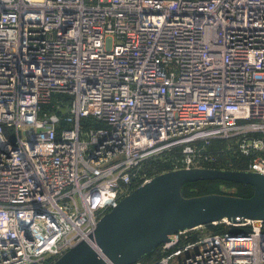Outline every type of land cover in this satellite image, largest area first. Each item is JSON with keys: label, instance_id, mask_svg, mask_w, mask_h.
<instances>
[{"label": "built area", "instance_id": "2783aa9c", "mask_svg": "<svg viewBox=\"0 0 264 264\" xmlns=\"http://www.w3.org/2000/svg\"><path fill=\"white\" fill-rule=\"evenodd\" d=\"M235 138L264 175V0H0V264L82 241L105 258V215ZM155 254L135 264H264V221L179 231Z\"/></svg>", "mask_w": 264, "mask_h": 264}, {"label": "water", "instance_id": "95a60500", "mask_svg": "<svg viewBox=\"0 0 264 264\" xmlns=\"http://www.w3.org/2000/svg\"><path fill=\"white\" fill-rule=\"evenodd\" d=\"M207 181L251 186L253 195H182L185 184ZM224 219L264 221V175L210 168L165 173L136 189L100 220L90 239L105 258L82 241L55 264H135L176 232Z\"/></svg>", "mask_w": 264, "mask_h": 264}, {"label": "rangeland", "instance_id": "374dc122", "mask_svg": "<svg viewBox=\"0 0 264 264\" xmlns=\"http://www.w3.org/2000/svg\"><path fill=\"white\" fill-rule=\"evenodd\" d=\"M223 141V142H222ZM223 143V144H221ZM239 139H230V140H214L210 150L216 153L219 156L220 164H223L225 170H234L237 167L245 168L246 162L239 157H246L244 153L239 150ZM163 165V164H162ZM227 167V168H226ZM210 169H215L214 166L210 167ZM155 174L161 173V168L153 169ZM235 171V170H234ZM196 187H189L187 193H192L191 195H195L197 192ZM218 190L217 192L221 193L222 195H240V189L238 186H230L226 184L217 185L215 188L213 186L205 187L202 192ZM245 194V193H244ZM248 194V193H246ZM190 195V194H189ZM238 197V196H237Z\"/></svg>", "mask_w": 264, "mask_h": 264}, {"label": "trees", "instance_id": "16d2710c", "mask_svg": "<svg viewBox=\"0 0 264 264\" xmlns=\"http://www.w3.org/2000/svg\"><path fill=\"white\" fill-rule=\"evenodd\" d=\"M90 122L91 121L88 120V121L85 122V124L90 125ZM221 144H223V143H221ZM219 156H220V154H219ZM239 159L244 160L247 165H246L245 168L237 167L234 170L235 171H247L248 167H249V164L253 160V156H246V157L242 156V157H239ZM155 168H161V171H162L161 173H163L164 171H166L165 169L167 168V166H166L165 162H163L162 160H158L155 163H151V166H150L149 170H153ZM214 168L215 169H220V170H225L224 167H223V164L222 165L218 164V165L214 166ZM161 173H159V174H161ZM220 184L221 185L222 184H226V185H230V186H238L239 189H240V192L242 194L235 195V196L242 197V198H249V197H251L253 195L254 189L251 186H242L240 184L227 183V182H222V181H207V182H196V183L185 184L183 186V188H182V195L185 198H195V197H201V196H206V195H211V194H221V193L217 192L218 190L202 192L205 189V187L213 186L215 188L217 185H220ZM189 187H196L198 189L195 195H191L193 192L192 193H187ZM246 193H248V194H246ZM222 228H223V226H220L217 229H222ZM155 253H156V251L152 255H149V256L143 258L142 260L143 261H147V260L153 259L155 257V255H156Z\"/></svg>", "mask_w": 264, "mask_h": 264}]
</instances>
